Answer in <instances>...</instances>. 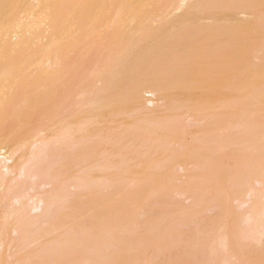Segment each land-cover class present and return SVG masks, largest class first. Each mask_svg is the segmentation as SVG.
I'll return each mask as SVG.
<instances>
[{
	"label": "rangeland",
	"instance_id": "1",
	"mask_svg": "<svg viewBox=\"0 0 264 264\" xmlns=\"http://www.w3.org/2000/svg\"><path fill=\"white\" fill-rule=\"evenodd\" d=\"M186 5L187 0H182L177 8ZM204 15H209L208 21H200ZM122 25L117 23L107 35L103 27L83 31L81 52L73 47L52 53L40 67L62 77L55 85L57 89L65 78L60 71L80 61L84 71L76 72L74 79L92 90L95 81L102 78L100 67L114 57V77H120L119 87L126 93L134 84L149 79L162 85L166 97L149 104L151 97L143 94L145 110L126 99L105 117L94 120L80 144L74 142L72 151L83 147L80 163L63 152L53 158L52 170L63 163L65 175L97 170L88 174L100 181V188L95 186L100 190L92 191L96 195L89 196L90 202L86 195L84 205L78 207L69 181L64 188L68 192L65 209L61 210L71 214L70 219L50 227L49 238L42 234L40 223L31 225L32 233L24 239L10 230L0 246V263L264 264V98L258 100L259 105L251 101L234 108L245 84L264 82V0H207L198 8L183 10L170 25L128 48L126 44L136 40V34L133 28ZM223 56L225 65L221 64ZM221 69L226 70L225 80L222 73L218 74ZM217 94H224V100ZM31 108L27 115L35 114ZM138 118L145 120L148 129L154 127L143 139L136 138L135 129L129 125ZM170 123L177 126L179 137L161 143L158 137L170 131ZM140 143L149 145V175L144 165L132 167L128 160L133 147ZM186 151L207 153L198 169L193 170L189 160L175 159ZM108 159L117 162L112 170ZM169 162L173 167H167ZM97 164H101L100 169ZM103 171L114 172L110 184L102 180ZM91 183L94 189V181ZM46 188L42 179L29 178L23 192L38 195ZM2 192L0 217L16 208L12 195L3 196ZM56 211L53 205L51 217ZM112 212L114 241L110 240L112 229L103 221V215L112 216ZM252 215L255 219L251 221ZM83 232L89 236L98 233L97 239L101 235L102 240H95V235L87 239ZM83 238L89 241L87 249ZM78 250L83 255L81 260L76 258Z\"/></svg>",
	"mask_w": 264,
	"mask_h": 264
},
{
	"label": "bare ground",
	"instance_id": "2",
	"mask_svg": "<svg viewBox=\"0 0 264 264\" xmlns=\"http://www.w3.org/2000/svg\"><path fill=\"white\" fill-rule=\"evenodd\" d=\"M181 1L0 0V193L3 191V196L11 194V199L16 207L0 217V246L5 242L4 238L7 237L6 235L10 230V232L17 233L19 239L23 235L22 238L24 239L31 232L29 227L35 223H40L41 227L43 226L41 228L42 234L46 237L50 234V227L54 224L66 222L67 217H69L67 219H70L71 214L61 210L65 209L63 203L67 197L68 192L66 189L68 186H72L76 192L72 194H75L76 199L74 198V202L77 203L78 207L84 205L86 195V200L90 195L92 197L94 194L93 198L95 197L98 190H100L98 189L100 188V181L97 183L93 176L91 178V175L88 174L91 170L85 173L80 170L76 172L77 174L72 172L65 175L63 168L61 170V167H64L63 163L55 171L51 168L52 159L58 157L61 152L70 154V158L73 157L76 163L82 161L83 147H79L80 149L77 151H75L76 149L72 151L71 147L75 143H81L84 140L85 133H87L90 124L94 120L105 117L109 112L118 108L126 99L134 101L140 109L145 110L146 103L143 101V94H148L151 97L147 99L149 104L162 101L166 97L162 93V85L149 79L134 84L126 93L119 87L120 77H114V57L109 60L110 63L107 66L100 67L102 78L95 81L96 87L92 90H88L84 82L79 84L74 79L76 72L84 71V65L80 61H76L74 67H64L60 71L61 74H65V78L62 85L57 89H54L55 85L62 77L55 75L52 71L43 70L40 63L50 58L52 53L69 51L73 47L78 48V52H81L84 46L83 31H97L103 27L107 35L113 32L117 23H122L123 28L134 29L135 38L137 39L127 43L126 48H128L129 44L138 42L147 34L170 25L183 10L198 8L207 2V0H187L186 7L178 9L177 5ZM208 18L209 15H204L201 17L203 20L200 19V21H208ZM126 48L123 50L125 51ZM224 57L221 61L223 65L227 63ZM221 73L225 80L226 70L221 69L218 71V74ZM221 87L225 90L226 85L223 83ZM263 87L264 82L261 81L245 84L243 87L244 93L238 99L234 108L250 105L251 101L259 105L261 98H264ZM223 95L217 94V97L224 100ZM50 102L54 105H50ZM36 106H38V109H35ZM49 106L51 109L48 111ZM30 108L33 109L31 112L35 114L38 110V115L30 116L29 111L27 115L25 112ZM144 121L138 118V120H130L129 122L130 127L135 129L133 133L135 137L137 136L136 138L143 139L145 133L154 130V127L148 129ZM168 129L170 131L159 135L158 140L162 141L161 143L179 137L176 125L170 123ZM145 144H134L135 146L129 154L128 160L132 167L134 165H144L147 170L146 175H149L148 170L151 165L148 157L150 155L148 152L149 145ZM187 151L182 155H178L175 159L180 162L189 160L194 167L193 170L198 169L206 159L207 153L199 151H197L199 153H189ZM111 156L109 155V157ZM110 159L112 160V158ZM111 160L108 161L109 167H112L111 169L107 167L109 170L114 169L117 165V162L115 165V161L113 160L112 163ZM106 163L101 164L106 167L108 166ZM167 165L168 168L173 167L174 163L169 162ZM118 168V170H121L122 167L118 166ZM104 169L106 170V168ZM242 170L237 171L235 175L241 173ZM95 172L97 173V170L91 171L92 174H96ZM86 173L91 178L90 182L87 180ZM152 175L154 176V174ZM168 175L170 179L173 177L171 171ZM102 177V180L105 179L110 184V180L114 179V172H104ZM29 178L42 179L43 184L48 186V189H44L38 195L27 196L23 189ZM169 178L167 177V179ZM92 179L95 183L93 187H97L98 184V188L91 189ZM167 179L165 178V182H167ZM65 187L66 189H64ZM95 189H97L96 193L92 192ZM90 201H92V198ZM87 203L88 201H86ZM53 205L56 206L57 213L51 217ZM30 212L38 213L30 215ZM105 215H103V218H105L103 221H106V224L108 222V224H102L103 221L99 219L100 224L106 225L110 230L112 229L110 240L114 241V212L110 213L112 216L108 215L106 217ZM261 215L264 217V210ZM261 215L259 214L257 217H262ZM55 216L57 217L54 219ZM249 219L253 220L255 218L252 215ZM86 233L87 236H83L88 239V232ZM86 233L83 232V234ZM97 234L93 233L89 237L95 235V240H102L101 235L97 239ZM87 239H84L86 242L81 240L84 244L86 243V249L87 243L89 244ZM72 241L75 243L74 240ZM46 243L49 242L46 241ZM93 245H95V242ZM208 246L207 248H209ZM83 247L84 245L82 246V243H80V248L84 249ZM212 248L210 249L212 250ZM46 250L49 249L42 248V251ZM205 250L207 249L205 248ZM205 250H203L204 253ZM78 251L80 254L77 252L76 258L81 260L83 255L80 250Z\"/></svg>",
	"mask_w": 264,
	"mask_h": 264
}]
</instances>
